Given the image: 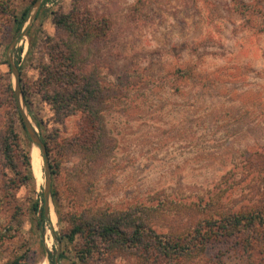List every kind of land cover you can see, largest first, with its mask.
Segmentation results:
<instances>
[{"label": "rangeland", "instance_id": "obj_1", "mask_svg": "<svg viewBox=\"0 0 264 264\" xmlns=\"http://www.w3.org/2000/svg\"><path fill=\"white\" fill-rule=\"evenodd\" d=\"M5 1L11 15L0 16V264H50L48 254L56 257L58 250L55 236L66 231L54 204L50 220L40 223L34 206L44 194V159L42 183L37 178L35 186L23 183L26 133L4 97L10 85L15 90L7 52L20 30L14 60L21 87L35 90L41 66L50 63L49 46L65 36L55 25V13L86 10L106 19L110 28L78 48V59L106 90L109 150L100 158L88 157L91 161L82 151L62 152L56 181L66 211L145 207L144 217L157 231L184 233L211 213L260 199L264 0H44L17 33L12 16L31 10L37 0ZM30 100L29 117L43 138L61 141L78 131L79 116L58 125L38 95ZM10 118L19 140L8 138ZM8 146L14 161L7 158ZM199 198L214 203L202 209L194 203ZM49 228L51 247L46 245ZM61 244L67 258L60 264H82L76 244ZM231 250V244L215 245L208 256L180 264H246ZM134 254L96 255L88 264H145Z\"/></svg>", "mask_w": 264, "mask_h": 264}, {"label": "trees", "instance_id": "obj_2", "mask_svg": "<svg viewBox=\"0 0 264 264\" xmlns=\"http://www.w3.org/2000/svg\"><path fill=\"white\" fill-rule=\"evenodd\" d=\"M10 9L8 1L0 0V16L11 15ZM29 16L30 8L25 9L20 17L12 16L15 33L21 29ZM54 22L65 36L53 41L49 46L50 63L41 66L39 78L34 85L35 90L22 87V92L31 114L33 111L30 96L36 94L51 107L54 123L63 125L69 117H80L78 131L69 138L59 141L58 138L41 136L51 164L52 201L59 223L66 229L63 234L58 235L59 240L63 244H76L77 258L82 264H88L96 255L103 258L116 252L133 250L134 255L145 264H180L187 259L206 257L213 246L221 244H231V251L244 257L246 264H264V244L257 245L260 241L264 243V193L253 205L239 209L231 208L219 212L218 215L211 213L207 218L196 221L194 226L184 233L157 231L144 217L145 207H141L137 212L133 209L108 208L94 214L64 209V192L59 190L56 181L62 173L63 153L70 150L82 151L89 154L87 158H100L109 150L104 117L107 106L106 90H101L99 77L94 72L87 71L86 63L78 59V48L79 44L91 37L99 38L104 29L110 32V28L108 21L103 17L80 9L69 14L55 13ZM4 97L9 103L11 113L20 121L26 133L27 151L23 154L24 172L21 181L35 186L32 141L23 125L11 85L5 90ZM34 120L37 127L42 129V122L36 118ZM13 124L14 120L10 118L7 133L10 134L8 138L13 137L15 141L20 137ZM5 142L7 146L9 139ZM6 148L7 158L10 159V146ZM56 150L57 153L54 152ZM89 158L88 161H91ZM11 161H14L13 157ZM12 165L16 168L15 164ZM40 197L41 202L35 204L34 210L40 213V223H44V194L41 193ZM198 200V203H194L202 209L214 203L212 200L206 202L203 198ZM48 256L50 264H54L55 256ZM66 258V250H63L60 261Z\"/></svg>", "mask_w": 264, "mask_h": 264}, {"label": "water", "instance_id": "obj_3", "mask_svg": "<svg viewBox=\"0 0 264 264\" xmlns=\"http://www.w3.org/2000/svg\"><path fill=\"white\" fill-rule=\"evenodd\" d=\"M44 0H37L35 4L33 5L32 9L30 10L33 12V10H37L40 8L42 2ZM37 13V12H36ZM33 19V18H32ZM22 36V30H20L17 35L14 37L12 44L10 45V48L8 49L7 52V63L8 66L11 69V72L15 78V90L14 94L16 97L17 101V106L19 109L20 116L22 118L23 125L32 141L33 146L37 147L44 159V221L50 220L51 212H52V207H53V202H52V184H53V179H52V170H51V164L47 152L46 145L38 133L37 129L35 128L34 124L32 123L27 108L26 104L24 101L23 97V92H22V87H21V72L18 67V65L15 63L14 60V51L16 48V45ZM55 241L58 243V250H57V255L54 260V264H60V256L62 253L61 250V242L57 236H55ZM48 260L49 256H48Z\"/></svg>", "mask_w": 264, "mask_h": 264}, {"label": "bare ground", "instance_id": "obj_4", "mask_svg": "<svg viewBox=\"0 0 264 264\" xmlns=\"http://www.w3.org/2000/svg\"><path fill=\"white\" fill-rule=\"evenodd\" d=\"M32 165H33V169L37 178V181L39 184L42 183L43 181V174H42V168H43V158L41 156L40 151L38 150V148H34L32 149ZM55 216L54 213L52 214V221H51V226L52 228H55ZM52 230L49 228L47 231V235H46V245L47 247H51L52 243H53V235H52ZM54 245V244H53ZM47 264V263H44Z\"/></svg>", "mask_w": 264, "mask_h": 264}]
</instances>
